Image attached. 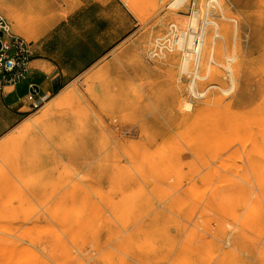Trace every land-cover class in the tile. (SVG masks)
Returning a JSON list of instances; mask_svg holds the SVG:
<instances>
[{
	"label": "rangeland",
	"instance_id": "374dc122",
	"mask_svg": "<svg viewBox=\"0 0 264 264\" xmlns=\"http://www.w3.org/2000/svg\"><path fill=\"white\" fill-rule=\"evenodd\" d=\"M123 1L136 31L0 138V264H264V0Z\"/></svg>",
	"mask_w": 264,
	"mask_h": 264
},
{
	"label": "crops",
	"instance_id": "0c3cea01",
	"mask_svg": "<svg viewBox=\"0 0 264 264\" xmlns=\"http://www.w3.org/2000/svg\"><path fill=\"white\" fill-rule=\"evenodd\" d=\"M0 54L30 51L23 75L0 70V138L32 115L36 102L52 99L136 31L123 0H1ZM30 37H29V36Z\"/></svg>",
	"mask_w": 264,
	"mask_h": 264
},
{
	"label": "bare ground",
	"instance_id": "6f19581e",
	"mask_svg": "<svg viewBox=\"0 0 264 264\" xmlns=\"http://www.w3.org/2000/svg\"><path fill=\"white\" fill-rule=\"evenodd\" d=\"M183 0H175V1H172V5L171 6H177L179 5V3H181ZM173 2H174V5H173ZM195 18L192 20V23H193V27L195 28L194 24H196L195 22ZM195 22V23H194ZM180 23H184V22H181ZM191 23V25H192ZM186 24V23H184ZM217 26V25H216ZM218 27V26H217ZM194 30V29H192ZM205 35H206V29L205 27L203 26L201 29H199L196 34H189L188 35V42H187V46L189 49H191L192 52H194L195 54L193 55L192 52H185L184 56H183V63L184 65H186L185 63H188L187 61L189 59H191V57L193 56L196 60V63L200 62V59H201V49L203 50L204 48V52L206 50V48L204 47L205 45L208 47L209 44L208 43H203L204 42V38H205ZM29 36V35H28ZM183 36H184V33H182V35H180V43L183 42ZM30 37V36H29ZM231 58V57H230ZM233 59V58H232ZM231 60V59H230ZM227 68L230 72V68L229 66L227 65ZM197 75V74H196ZM232 88V86L230 87ZM230 88L228 89H224V91H228L230 90ZM205 92H199V93H196L197 96H202L204 95ZM74 96V89H67V90H62L61 93L59 94V96L57 97V100L54 102V105H60V104H63L65 101L68 102L69 99H72V97ZM70 101V100H69ZM66 103V102H65ZM188 103V102H186ZM188 106H190V104H188ZM186 106V107H188ZM263 241V246H264V239L262 240ZM264 249V247H263Z\"/></svg>",
	"mask_w": 264,
	"mask_h": 264
},
{
	"label": "built area",
	"instance_id": "2783aa9c",
	"mask_svg": "<svg viewBox=\"0 0 264 264\" xmlns=\"http://www.w3.org/2000/svg\"><path fill=\"white\" fill-rule=\"evenodd\" d=\"M7 31V23L0 17V31ZM17 57L15 59L4 58L0 54V70L11 73L10 80H16L23 75L26 69V64L29 58V49L23 42H17ZM39 103H35V107H38Z\"/></svg>",
	"mask_w": 264,
	"mask_h": 264
},
{
	"label": "water",
	"instance_id": "95a60500",
	"mask_svg": "<svg viewBox=\"0 0 264 264\" xmlns=\"http://www.w3.org/2000/svg\"><path fill=\"white\" fill-rule=\"evenodd\" d=\"M0 49H1V42H0Z\"/></svg>",
	"mask_w": 264,
	"mask_h": 264
}]
</instances>
